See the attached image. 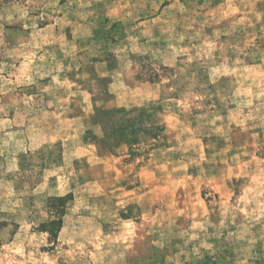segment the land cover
<instances>
[{
	"label": "clouds",
	"instance_id": "clouds-1",
	"mask_svg": "<svg viewBox=\"0 0 264 264\" xmlns=\"http://www.w3.org/2000/svg\"><path fill=\"white\" fill-rule=\"evenodd\" d=\"M0 264H264V0H0Z\"/></svg>",
	"mask_w": 264,
	"mask_h": 264
}]
</instances>
